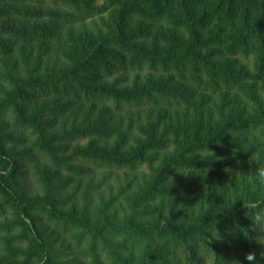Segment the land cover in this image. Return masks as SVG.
<instances>
[{
	"label": "trees",
	"instance_id": "16d2710c",
	"mask_svg": "<svg viewBox=\"0 0 264 264\" xmlns=\"http://www.w3.org/2000/svg\"><path fill=\"white\" fill-rule=\"evenodd\" d=\"M51 1L0 0V264H264V0Z\"/></svg>",
	"mask_w": 264,
	"mask_h": 264
},
{
	"label": "clouds",
	"instance_id": "9594fccd",
	"mask_svg": "<svg viewBox=\"0 0 264 264\" xmlns=\"http://www.w3.org/2000/svg\"><path fill=\"white\" fill-rule=\"evenodd\" d=\"M256 159L257 154H252L251 161ZM235 175L240 176L244 174L236 173ZM244 176L246 177V184L249 191L253 194H259V202L257 203H245L242 200L244 202L245 208L248 209L246 215L250 218L252 223L251 228L247 231L256 233V239L264 238V164H258L255 166V169L252 173ZM245 258L247 261L252 262V264H254L256 260L254 253L247 254ZM232 264H240V262L238 260H234L232 261Z\"/></svg>",
	"mask_w": 264,
	"mask_h": 264
},
{
	"label": "rangeland",
	"instance_id": "374dc122",
	"mask_svg": "<svg viewBox=\"0 0 264 264\" xmlns=\"http://www.w3.org/2000/svg\"><path fill=\"white\" fill-rule=\"evenodd\" d=\"M10 2L15 3V2H18V0H10ZM46 4L50 6L53 5L51 0H46ZM258 240H260L264 244V238H258ZM223 245H224V242H221V243L217 242L218 249L224 251V253L227 255V258L229 259L231 264H232V261L234 260H238L240 264L243 262L242 256L244 255V252L240 248L236 249L235 246L230 245V244H227L224 247ZM201 254L204 257L203 259H205V261L208 262L209 264H221L219 260L217 259L216 248L211 245V241L209 245L202 246Z\"/></svg>",
	"mask_w": 264,
	"mask_h": 264
}]
</instances>
